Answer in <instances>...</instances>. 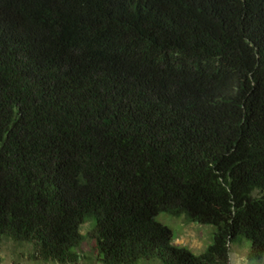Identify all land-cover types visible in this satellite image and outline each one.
<instances>
[{"label": "trees", "instance_id": "trees-1", "mask_svg": "<svg viewBox=\"0 0 264 264\" xmlns=\"http://www.w3.org/2000/svg\"><path fill=\"white\" fill-rule=\"evenodd\" d=\"M166 213L214 226L200 255ZM95 220L87 235L82 226ZM264 259V0H0V252Z\"/></svg>", "mask_w": 264, "mask_h": 264}, {"label": "rangeland", "instance_id": "rangeland-1", "mask_svg": "<svg viewBox=\"0 0 264 264\" xmlns=\"http://www.w3.org/2000/svg\"><path fill=\"white\" fill-rule=\"evenodd\" d=\"M157 221L170 228L174 235L173 244L180 248H186L194 255L202 254L205 249L212 244L215 227L210 225H201L197 223H189L185 217L175 218L166 213H161L157 217ZM95 227V220L86 222L81 229L83 235H87ZM30 245L16 246L12 241L5 240L3 248L0 252V264H56L45 262H31L28 260ZM250 243L243 240L242 243L233 244L231 253L233 260H240L241 264H264L261 262L249 261ZM80 252L85 255L79 264H101L98 256L93 249V244L89 241L85 242ZM239 258V259H238ZM139 264H162L159 260L151 263L141 261Z\"/></svg>", "mask_w": 264, "mask_h": 264}, {"label": "crops", "instance_id": "crops-1", "mask_svg": "<svg viewBox=\"0 0 264 264\" xmlns=\"http://www.w3.org/2000/svg\"><path fill=\"white\" fill-rule=\"evenodd\" d=\"M239 259V258H238ZM241 261L240 260H233V258H232V253H231V264H241L240 263Z\"/></svg>", "mask_w": 264, "mask_h": 264}]
</instances>
